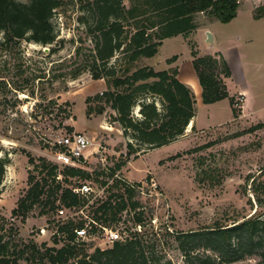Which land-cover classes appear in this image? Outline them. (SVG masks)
<instances>
[{
    "label": "rangeland",
    "instance_id": "obj_1",
    "mask_svg": "<svg viewBox=\"0 0 264 264\" xmlns=\"http://www.w3.org/2000/svg\"><path fill=\"white\" fill-rule=\"evenodd\" d=\"M59 1L60 6L51 19L56 38L50 47L58 48L56 53L50 55V47L25 41L19 49L9 52L0 49V75L8 82L45 76L40 82L32 81L33 95L13 92L9 86L6 91H0V156L9 161L0 185V235L16 249L31 245L41 250L59 248L64 244V236L57 233L59 226L69 221L75 225L88 223L93 209L111 194H122L123 187L139 184L133 200L139 201L143 212L141 226L132 228L133 213L128 210L117 215L119 221L103 226L118 232L122 240L130 228L141 233L146 249H155V258L158 257L155 264H195L185 261L176 234L228 225L249 217L254 211L264 212V129L240 134L264 122V17L252 18L253 10L264 6V0H238L237 14L228 23L197 15L195 22L199 28L185 36L166 39L152 58L129 63L118 54L106 65L105 71L114 67L115 77H121L125 69L128 74L142 67L172 70L175 62L168 65L165 59L173 55H179V66L184 69L190 66L191 52L204 56L219 54L215 52L218 50L229 59L233 75L230 83L229 79H224V83L229 96L242 99L237 107L238 116L234 118L231 108L226 107L225 103L230 107L227 99L210 107H200L198 103L197 127L185 130L173 143L155 149L139 145L129 132L123 135L119 123L113 121L115 113L110 107H105L101 115L87 114L88 108H97L101 103L92 100L86 103V99L112 91L113 76L105 77L103 73L102 79L94 80L87 67L95 34L91 33L95 20L90 4L93 0ZM123 4L129 8L131 2L124 0ZM205 31L211 33L212 44L205 42ZM77 49L79 54L75 55ZM18 70L24 74L20 76ZM77 71L81 73L72 79ZM140 97H143L139 99L141 102H155L160 110L156 99ZM49 102L46 113L44 109ZM60 108L65 113L59 112ZM138 110L137 107L132 111L137 119ZM61 122L72 127V133H81L89 141L87 152L75 167L89 178L68 177L62 185L82 182L92 191L83 197L87 200L83 207L55 210L47 207L41 213L36 206L21 222L20 218L11 217V211L28 189V173L37 180L45 174L41 167L35 169L28 164L26 153L38 166V158L56 164L53 159L56 149L51 144L66 132L59 126ZM127 142L135 148L139 146V152L128 156ZM56 166L61 181L64 166ZM253 186L257 194L252 191ZM117 203L118 198L112 200L113 206ZM103 235L98 227L89 228L86 239L77 241L78 248L85 254L95 248H110L111 244L103 242ZM230 264H264V256L246 257Z\"/></svg>",
    "mask_w": 264,
    "mask_h": 264
},
{
    "label": "trees",
    "instance_id": "obj_2",
    "mask_svg": "<svg viewBox=\"0 0 264 264\" xmlns=\"http://www.w3.org/2000/svg\"><path fill=\"white\" fill-rule=\"evenodd\" d=\"M124 0H93L91 11L93 14L94 34L93 47L90 50L87 67L94 80L113 76V90H106L101 95L88 97L89 101L100 102L97 108H88L87 114L94 112L103 114L105 107H110L123 130V135L155 149L173 143L183 135L189 122L195 116V97L191 89L177 79V69L155 71L150 67H142L128 74L124 70L121 77H115L113 70H106V65L116 55L122 54L129 63L139 58H152L162 45L163 40L181 35L185 36L197 28L195 22L197 15L202 14L210 21L228 23L237 14L238 0H129L131 5L126 8ZM60 6L59 0H0V49L12 51L19 49L22 42H29L43 47H50L56 38L51 19L54 11ZM264 17V6L256 7L252 18L259 20ZM143 19V20H141ZM132 21V24H128ZM145 21L144 25L140 24ZM85 20L83 19V23ZM56 47L49 48V54L57 52ZM79 50H76V54ZM191 65L200 86V98L203 105L217 103L227 99L232 116H238L235 99L229 96L224 79L231 77L230 69L221 54L197 56L191 52ZM118 59V58H117ZM177 56L166 59L165 63H174ZM19 75L24 74L18 70ZM81 72L72 74L75 79ZM44 75L34 78H22L18 83H10L0 75V91H6L8 86L13 92H28L33 95L32 81L44 80ZM156 99L160 103V110L155 102L144 103L143 98ZM50 105L45 107L48 110ZM37 106V105H36ZM139 108L140 118L132 116V111ZM59 112L65 113L61 108ZM47 113V111H46ZM49 114V113H48ZM67 116V115H66ZM59 126L71 134L72 127L59 123ZM193 129V127L191 128ZM264 129V122L256 124L244 133H252ZM239 135V134H238ZM237 135V136H238ZM207 147V146H204ZM128 156L139 152L131 142L126 144ZM202 149V148H200ZM28 164L35 169L41 167L45 174L38 180L28 173V189L18 198L11 217L20 218L24 222L34 207L38 206L44 213L48 207L80 208L87 200L74 195L62 183L67 178L88 179L86 172L78 168L64 167L63 180H58L57 166L50 164L44 158H38L40 166L36 165L34 158L26 153ZM8 159L0 156V185L3 181ZM118 167V165H117ZM43 172L40 174L42 175ZM114 173V172H113ZM113 173L111 175H113ZM136 187L140 188L137 184ZM252 191L257 194V188ZM135 189L123 187L122 194H111L109 198L93 209L94 222L106 225L108 222H117L116 218L123 211L132 212L133 225L136 229L141 226L143 212L139 201L133 200ZM118 198L113 206L112 200ZM109 217V218H108ZM78 225L67 222L58 227L57 233L64 236V244L59 248L39 249L36 245L28 248L16 249L10 242L4 241L0 235V264H155V249L147 250L136 230H129L128 236L121 241L114 242L110 248L101 250L95 248L90 254H85L78 248L75 229ZM92 227H94L92 225ZM175 240L186 262L195 264H230L235 261L253 257L264 256V212L254 211L249 217L242 218L228 225H217L200 231L179 233ZM57 239L54 243H57ZM199 249L203 252L200 254ZM198 251L192 254L193 251ZM208 252V253H206Z\"/></svg>",
    "mask_w": 264,
    "mask_h": 264
},
{
    "label": "built area",
    "instance_id": "obj_3",
    "mask_svg": "<svg viewBox=\"0 0 264 264\" xmlns=\"http://www.w3.org/2000/svg\"><path fill=\"white\" fill-rule=\"evenodd\" d=\"M241 102V98L236 99L234 106L239 107ZM51 145L56 149L53 155V159L56 164H59L64 167L75 168L82 161L85 153L87 152L89 147V141L86 136L81 133H62L59 134L56 138H54ZM150 185L154 187L153 182H151ZM127 187H130L135 190L139 189V187L136 186ZM68 188L74 195L82 198L87 197V195L90 194L92 191L90 186L82 182H78L77 184L68 186ZM92 225L96 228L98 227L101 231H103L104 235L102 239L105 244L112 245L114 242L122 240L118 232L107 229L106 226L100 225L90 219L88 223L83 222L81 228L74 230V233L76 235V241H83L84 239H86L88 229H91Z\"/></svg>",
    "mask_w": 264,
    "mask_h": 264
},
{
    "label": "crops",
    "instance_id": "obj_4",
    "mask_svg": "<svg viewBox=\"0 0 264 264\" xmlns=\"http://www.w3.org/2000/svg\"><path fill=\"white\" fill-rule=\"evenodd\" d=\"M166 40V39H165ZM165 40H163V42L165 41ZM162 42V43H163ZM215 52H217V53H219V54H221L220 53V51H218V50H215ZM173 56H177V59H176V61H175V68L177 69V79L181 82V83H183L185 86H187L189 89H191V91L193 92V94H194V97H195V116L193 117V119L190 121V126H191V128L192 127H197V123H196V117H197V110H198V103H200V107H203V106H205V107H210L211 105H213V104H209V105H203L202 103H201V98H200V92H201V89H200V86H199V84H198V81H197V77H196V75H195V73H194V70H193V67H192V65H191V59H190V66L189 67H187V68H180V66H179V55H173ZM172 57V56H171ZM223 57V56H222ZM170 58V57H169ZM169 58H166V59H169ZM224 58V57H223ZM165 59V60H166ZM225 59V61H226V63H227V65H228V67H229V69H230V72H231V77L229 78V83H230V81H231V79H232V75H233V69H232V65L230 64V62H229V59H226V58H224ZM169 68V67H168ZM168 68H166V69H168ZM238 91H240V93H242V94H244V90L243 89H240V90H238ZM223 100H221V101H219V102H217V103H214V104H218V103H221ZM225 105H226V107H228V109L230 108L229 106H228V104H226L225 103ZM218 123H213L212 125H217ZM212 125H210V126H212Z\"/></svg>",
    "mask_w": 264,
    "mask_h": 264
},
{
    "label": "water",
    "instance_id": "obj_5",
    "mask_svg": "<svg viewBox=\"0 0 264 264\" xmlns=\"http://www.w3.org/2000/svg\"><path fill=\"white\" fill-rule=\"evenodd\" d=\"M204 37H205V42H210L211 44L213 43V38L211 36V33L209 31H205L204 32ZM47 51V50H46ZM191 128L190 124H188L187 128H186V131H189Z\"/></svg>",
    "mask_w": 264,
    "mask_h": 264
}]
</instances>
